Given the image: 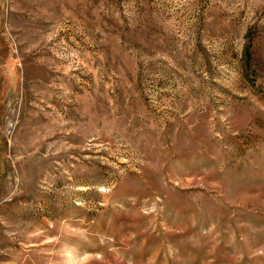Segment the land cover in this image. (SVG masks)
Listing matches in <instances>:
<instances>
[{
	"label": "rangeland",
	"instance_id": "rangeland-1",
	"mask_svg": "<svg viewBox=\"0 0 264 264\" xmlns=\"http://www.w3.org/2000/svg\"><path fill=\"white\" fill-rule=\"evenodd\" d=\"M0 264H264V0H0Z\"/></svg>",
	"mask_w": 264,
	"mask_h": 264
}]
</instances>
